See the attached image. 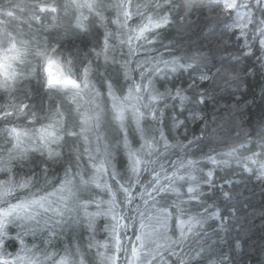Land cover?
<instances>
[{"label": "snow or ice", "instance_id": "1", "mask_svg": "<svg viewBox=\"0 0 264 264\" xmlns=\"http://www.w3.org/2000/svg\"><path fill=\"white\" fill-rule=\"evenodd\" d=\"M257 250L264 0H0V264Z\"/></svg>", "mask_w": 264, "mask_h": 264}, {"label": "trees", "instance_id": "2", "mask_svg": "<svg viewBox=\"0 0 264 264\" xmlns=\"http://www.w3.org/2000/svg\"><path fill=\"white\" fill-rule=\"evenodd\" d=\"M7 6V5H5ZM252 92L250 91L246 96L245 99H247V96H250ZM224 99L231 102L230 97L225 96ZM239 104H243V101L238 102ZM209 112L213 113L217 116H220L223 112V108L217 106L214 108H209ZM259 112V108L257 107L255 111H253L252 108H248L245 112L242 108L238 109L236 117L232 118L231 120L228 119V117H224V131L222 132V136L225 141L228 143H234L235 142V132L232 130L234 125L239 126L240 128L247 127L250 123V118L255 119L257 113ZM258 200V197H257ZM260 252L257 250L254 253L251 254H245L243 259L240 260V264H248V261H251V264H259L260 262Z\"/></svg>", "mask_w": 264, "mask_h": 264}]
</instances>
